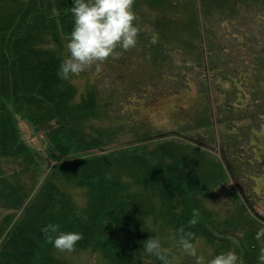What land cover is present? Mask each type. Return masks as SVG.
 I'll list each match as a JSON object with an SVG mask.
<instances>
[{
    "label": "trees",
    "instance_id": "obj_1",
    "mask_svg": "<svg viewBox=\"0 0 264 264\" xmlns=\"http://www.w3.org/2000/svg\"><path fill=\"white\" fill-rule=\"evenodd\" d=\"M143 1L174 5V16L183 7L182 0ZM71 3L0 0V264H70L67 249L41 230L49 223L80 232L72 250L96 251L104 264H160L141 255V241L155 233L172 261L182 226L209 242L247 233L249 252L257 250L253 225L260 220L247 208L244 188L230 189L238 198L233 209L217 208L215 186L227 173L214 153L147 131L113 145L126 117L91 123L108 108L95 84L80 91L76 73L58 75L69 54ZM21 118L42 129V149L26 138ZM226 145L238 177L244 171ZM193 209L199 218L188 225Z\"/></svg>",
    "mask_w": 264,
    "mask_h": 264
},
{
    "label": "rangeland",
    "instance_id": "obj_2",
    "mask_svg": "<svg viewBox=\"0 0 264 264\" xmlns=\"http://www.w3.org/2000/svg\"><path fill=\"white\" fill-rule=\"evenodd\" d=\"M181 5L174 16V5L164 4L163 12L164 7L134 1L140 28L135 45L86 66L74 80L80 91L94 83L108 104L102 118L91 123L107 126L126 117L113 145H125L134 132L147 131L163 134L156 139L193 142L214 153L227 173L215 186L220 214L238 202L230 189L244 188L246 206L260 220L253 227L264 228V0H182ZM20 126L42 149V129L35 131L22 118ZM225 144L244 171L238 177L224 156ZM249 237L245 233L214 242L198 237L195 255L177 249L171 262L198 264L196 257L202 256L199 264H205L233 248L239 264H261L264 236L257 238L254 252H249ZM65 257L70 264H104L92 250H66Z\"/></svg>",
    "mask_w": 264,
    "mask_h": 264
},
{
    "label": "clouds",
    "instance_id": "obj_3",
    "mask_svg": "<svg viewBox=\"0 0 264 264\" xmlns=\"http://www.w3.org/2000/svg\"><path fill=\"white\" fill-rule=\"evenodd\" d=\"M133 3L134 0H72L73 24L67 41L69 54L61 60L58 75L67 78L70 73H79L94 62L117 55L118 48L128 49L135 45L140 28L136 23L137 14ZM96 67L99 69L100 64L97 63ZM198 218V210L193 209L187 224L195 225ZM41 230L48 234L56 248L67 250H71L82 235L78 231H58V226L54 223L42 226ZM50 233L57 234L52 236ZM256 236H264V228L258 229ZM141 243L142 257L148 260L155 258L160 264H172L158 233L148 236ZM178 244L184 252L196 254L191 229L181 227ZM196 259L198 264L204 261L202 256H197ZM258 261L264 264V248L260 250ZM205 264H239L238 254L233 248H228L208 258Z\"/></svg>",
    "mask_w": 264,
    "mask_h": 264
}]
</instances>
